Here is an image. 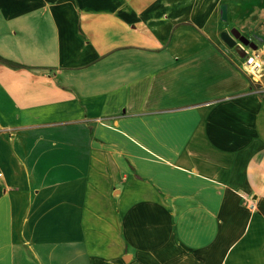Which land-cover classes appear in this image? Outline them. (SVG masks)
Returning <instances> with one entry per match:
<instances>
[{
    "label": "crops",
    "instance_id": "1",
    "mask_svg": "<svg viewBox=\"0 0 264 264\" xmlns=\"http://www.w3.org/2000/svg\"><path fill=\"white\" fill-rule=\"evenodd\" d=\"M249 3L0 0V264H264Z\"/></svg>",
    "mask_w": 264,
    "mask_h": 264
},
{
    "label": "rangeland",
    "instance_id": "2",
    "mask_svg": "<svg viewBox=\"0 0 264 264\" xmlns=\"http://www.w3.org/2000/svg\"><path fill=\"white\" fill-rule=\"evenodd\" d=\"M243 1H246V2H249L250 1V3H249V5H251V0H243ZM255 2H256V0H254ZM257 1H260V0H257ZM244 6H245V4L244 5H242V7H241V11L242 10H244L245 8H244ZM263 13H264V11H261V15H260V17H262V19H263ZM245 14V12L243 13H240V14H238L237 15V18H236V16L234 15V13L232 12V13H230L229 14V16H230V18L231 19H226V23H227V26L229 27L228 29V31H226V32H231V30H232V28H234V27H236V28H238L246 37H248L250 40H251V42L252 43H254L253 45H250L251 46V48H249L248 46H247V48L251 51V52H253V49L255 48V45H257V44H259L260 43V41L261 40H259V38H255V36H253L252 34H254V33H256V31H257V29H255L254 31H252V32H249L248 31V29L246 28V26H243V24H248V21H247V23L246 22H242V21H244L243 19L244 18H241V17H243V15ZM260 19V18H259ZM261 19V20H262ZM264 20H262L261 22H260V26H262V24H264V22H263ZM259 22H258V20H255L254 22H250L249 24H258ZM260 35V34H259ZM262 39V42L264 41L263 39L264 38H261ZM232 49V48H231ZM245 61V60H244ZM244 65H245V62H244ZM245 70L247 71V72H249L250 73V75L252 76V80L253 81H256L257 83H260V84H262V85H260V84H258V86L259 87H263V85H264V72H263V75L262 76H253L252 74H251V71H249L248 70V68H246V65H245ZM256 78V79H255ZM139 228H140V230H143V229H146L147 228V225L145 224V223H143V222H139Z\"/></svg>",
    "mask_w": 264,
    "mask_h": 264
},
{
    "label": "built area",
    "instance_id": "3",
    "mask_svg": "<svg viewBox=\"0 0 264 264\" xmlns=\"http://www.w3.org/2000/svg\"><path fill=\"white\" fill-rule=\"evenodd\" d=\"M233 41L234 42L232 43H234V45H232V47H234L244 57L246 68H248V70L251 71V74L253 76H262L264 72V63L258 59V56L255 53V51L251 52L247 48V45L241 41H239L238 43L236 42V40H233ZM257 61L262 64L261 65L262 69L256 72V70H254V68H252L250 64H252L253 62H257ZM252 207H254V205H252Z\"/></svg>",
    "mask_w": 264,
    "mask_h": 264
},
{
    "label": "water",
    "instance_id": "4",
    "mask_svg": "<svg viewBox=\"0 0 264 264\" xmlns=\"http://www.w3.org/2000/svg\"><path fill=\"white\" fill-rule=\"evenodd\" d=\"M230 35V33H228ZM231 35H233L235 38L239 39L241 42H243L246 45H253L251 40L246 37L238 28L234 27L231 30ZM231 46L234 45V43H229ZM256 46V45H255Z\"/></svg>",
    "mask_w": 264,
    "mask_h": 264
},
{
    "label": "bare ground",
    "instance_id": "5",
    "mask_svg": "<svg viewBox=\"0 0 264 264\" xmlns=\"http://www.w3.org/2000/svg\"><path fill=\"white\" fill-rule=\"evenodd\" d=\"M261 65L262 64L259 63L258 61L257 62H253L252 64H250V66L252 68H254V70H256V72L259 71L260 69H262V66Z\"/></svg>",
    "mask_w": 264,
    "mask_h": 264
},
{
    "label": "flooded vegetation",
    "instance_id": "6",
    "mask_svg": "<svg viewBox=\"0 0 264 264\" xmlns=\"http://www.w3.org/2000/svg\"><path fill=\"white\" fill-rule=\"evenodd\" d=\"M227 36H228L230 42H234L233 40H236V42L238 43L240 41L239 39H237L233 35H231V33H230V35H227ZM247 46L251 47L250 45H247Z\"/></svg>",
    "mask_w": 264,
    "mask_h": 264
}]
</instances>
